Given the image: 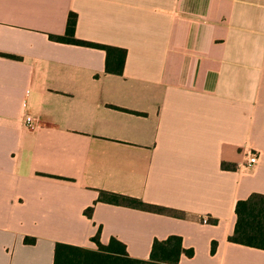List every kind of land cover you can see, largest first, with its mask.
<instances>
[{
    "label": "crops",
    "instance_id": "1",
    "mask_svg": "<svg viewBox=\"0 0 264 264\" xmlns=\"http://www.w3.org/2000/svg\"><path fill=\"white\" fill-rule=\"evenodd\" d=\"M70 12L76 38L126 50L121 74L48 37ZM0 52L18 57L0 55V264H53L97 231L133 258L178 235V264H264L228 240L236 201L264 194V0H0Z\"/></svg>",
    "mask_w": 264,
    "mask_h": 264
},
{
    "label": "trees",
    "instance_id": "2",
    "mask_svg": "<svg viewBox=\"0 0 264 264\" xmlns=\"http://www.w3.org/2000/svg\"><path fill=\"white\" fill-rule=\"evenodd\" d=\"M76 14L70 12L67 16L65 31L62 35L49 34L48 37L57 42L76 44L80 46L101 49L105 52L104 69L107 73L121 74L126 58V50L122 47L86 41L75 37ZM1 56L18 58L17 56L1 53ZM221 166L226 168V164ZM97 201L122 205L141 210L175 214L167 207L153 205L138 198L115 193L99 191ZM91 207L85 209L90 216ZM235 225L232 235L228 237L231 242L256 247L264 250V194L252 193L245 199H239L235 204ZM99 231L94 235L93 241L97 248L91 249L69 243L56 242L54 245L53 264H178L179 256L185 253L193 255V249H184L182 239L178 235H169L164 239H154L149 257L139 259L130 257L125 245L114 237L104 245L98 240ZM24 242L31 244L33 237H25ZM215 244L211 246V252Z\"/></svg>",
    "mask_w": 264,
    "mask_h": 264
},
{
    "label": "built area",
    "instance_id": "3",
    "mask_svg": "<svg viewBox=\"0 0 264 264\" xmlns=\"http://www.w3.org/2000/svg\"><path fill=\"white\" fill-rule=\"evenodd\" d=\"M24 121L29 127L33 126V122H32V119L30 116L26 115L24 117ZM247 156H248L247 166H252L257 160V155L253 152H249V153H247Z\"/></svg>",
    "mask_w": 264,
    "mask_h": 264
},
{
    "label": "rangeland",
    "instance_id": "4",
    "mask_svg": "<svg viewBox=\"0 0 264 264\" xmlns=\"http://www.w3.org/2000/svg\"><path fill=\"white\" fill-rule=\"evenodd\" d=\"M97 248V247H96ZM95 249V248H94Z\"/></svg>",
    "mask_w": 264,
    "mask_h": 264
}]
</instances>
